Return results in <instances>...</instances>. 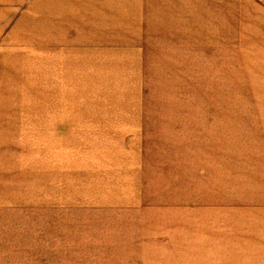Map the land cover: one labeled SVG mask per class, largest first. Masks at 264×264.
Returning <instances> with one entry per match:
<instances>
[{
	"label": "rangeland",
	"instance_id": "rangeland-1",
	"mask_svg": "<svg viewBox=\"0 0 264 264\" xmlns=\"http://www.w3.org/2000/svg\"><path fill=\"white\" fill-rule=\"evenodd\" d=\"M110 1L0 0V264H264V0Z\"/></svg>",
	"mask_w": 264,
	"mask_h": 264
},
{
	"label": "bare ground",
	"instance_id": "bare-ground-1",
	"mask_svg": "<svg viewBox=\"0 0 264 264\" xmlns=\"http://www.w3.org/2000/svg\"><path fill=\"white\" fill-rule=\"evenodd\" d=\"M92 1V0H91ZM106 1V0H105ZM110 1V0H108ZM122 1V0H121ZM161 1V2H160ZM164 0H146V4L140 6L141 9H144L145 6H146V14L148 13L150 18L147 17V19L150 21L152 19H154V23H153V26H152V23H151V26L156 29V30H159L161 29L160 31L161 32H164V33H167V32H172V31H175L176 29L173 28L174 26V23L177 21V23L179 24L180 22H185L189 17L190 15L192 14L191 13V6L188 5V3H193V0H184L183 3H178L176 0H165V2H167L168 4L164 5L162 4ZM180 1H183V0H180ZM190 1V2H189ZM111 2V1H110ZM109 2V3H110ZM130 2V1H129ZM128 2V3H129ZM64 3V2H63ZM87 3V1H86ZM100 3V2H99ZM113 3V2H112ZM37 4V3H35ZM65 4V3H64ZM70 4V3H69ZM83 4V3H82ZM117 4V3H116ZM114 4V5H116ZM133 4V3H132ZM131 3L129 5H127V7L124 9V13H121L120 11L121 10H118L117 7L114 8V10H111L110 12V9H112V7H109L107 9H109V12L108 10L107 11H104L105 9H103L101 11V15L98 17L99 19H101V23H103V25L100 23L99 26L97 25V27H93L86 24V23H89L88 21H85L84 20V26L85 27H90L92 28L91 29V34L97 36V34L99 35L98 38H94L95 40L92 42L91 38L88 40V38L86 37L85 41H83V44L81 45H76V44H68V46L70 48H76L78 50H84V51H89V50H100V51H111L112 50H116L118 49V51L120 50H125V51H128V47L130 46V43L131 41H136L137 40V35H138V32L135 28H138V27H134L133 24H135V20L132 21L131 20V8L132 7H129L132 5ZM183 4H185V6L183 7ZM73 5V4H72ZM101 5V4H100ZM109 5V4H108ZM137 5V3H136ZM193 5V4H192ZM42 6V5H41ZM67 6V5H66ZM105 6V5H104ZM126 6V5H124ZM138 6V5H137ZM77 7V6H76ZM87 7V5H86ZM188 7V8H187ZM139 8V7H138ZM53 9V8H52ZM63 9V8H62ZM77 9H79L77 7ZM38 10V9H37ZM69 10V9H68ZM85 10V9H83ZM134 10V9H133ZM35 11V9H34ZM72 11V10H71ZM139 11V10H137ZM67 12V10L65 11ZM82 12V11H81ZM117 12V13H116ZM118 12L120 13V15L118 14ZM123 12V11H122ZM59 14V13H58ZM57 14V15H58ZM81 14V13H80ZM56 15V16H57ZM79 15V14H78ZM36 16V15H35ZM51 16V15H50ZM60 16V15H59ZM69 16V15H68ZM72 16V15H71ZM98 16V15H97ZM133 16V15H131ZM34 17V16H33ZM75 17V16H74ZM104 17V19L106 18H111L113 20H116V17H121V18H125L126 21L122 22L123 24H125V26L123 25V28H120V25L117 24H114V23H111V24H108V25H105L106 23L108 22H104V20L102 19ZM37 18V17H36ZM70 18V17H69ZM135 18H138L135 17ZM25 19V18H24ZM41 19V18H39ZM89 19V18H88ZM139 22L137 24H139V28H141L140 30V38L142 36V27H143V21H144V18H138ZM47 22H50V23H53L54 19H46ZM45 20V22H46ZM91 20V19H90ZM34 21V20H33ZM37 21V20H36ZM80 21V20H79ZM99 21V20H98ZM40 22V21H39ZM56 22V21H55ZM72 23V22H71ZM91 23V22H90ZM54 24V23H53ZM77 24V23H76ZM143 24V25H142ZM41 25V24H40ZM106 26L108 28V30L111 32H105L107 31V29L103 26ZM54 26V25H53ZM58 26V25H57ZM129 26H130V30H129ZM132 26V27H131ZM151 26L149 25L148 26V29H152ZM68 27V26H67ZM35 28V27H34ZM52 28V27H51ZM56 28V27H55ZM64 28V27H63ZM62 28V29H63ZM138 28V29H139ZM33 29V28H32ZM44 29V28H43ZM38 30V29H37ZM69 30V29H68ZM129 31V35H126V34H123L124 32H128ZM39 32V31H38ZM109 33V34H113L112 37L110 35V43L108 42L109 40H104L102 35H104L105 33ZM53 33V32H52ZM87 33V32H86ZM116 33V34H115ZM132 33V34H131ZM46 34V33H45ZM102 34V35H100ZM131 34V35H130ZM101 36V37H100ZM139 36V35H138ZM40 37V36H39ZM38 37V38H39ZM46 38V37H45ZM106 38V37H105ZM103 39V40H102ZM90 41V42H88ZM69 42V41H68ZM64 43V42H62ZM75 43V42H74ZM132 43V42H131ZM38 47L40 48H47L48 45L47 43H43V42H38L36 44ZM56 45V44H55ZM61 45V44H60ZM96 47H95V46ZM50 46V45H49ZM111 47V48H110ZM57 48V47H56ZM91 50V51H92ZM65 51V50H64ZM199 238V237H198ZM221 245V244H220ZM218 246V245H217Z\"/></svg>",
	"mask_w": 264,
	"mask_h": 264
}]
</instances>
